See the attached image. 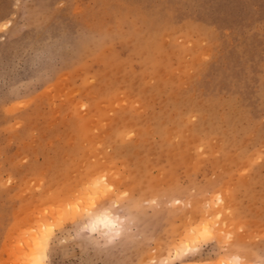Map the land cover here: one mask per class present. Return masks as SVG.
Instances as JSON below:
<instances>
[{
    "label": "rangeland",
    "instance_id": "1",
    "mask_svg": "<svg viewBox=\"0 0 264 264\" xmlns=\"http://www.w3.org/2000/svg\"><path fill=\"white\" fill-rule=\"evenodd\" d=\"M32 239L264 264V0H0V264Z\"/></svg>",
    "mask_w": 264,
    "mask_h": 264
},
{
    "label": "bare ground",
    "instance_id": "2",
    "mask_svg": "<svg viewBox=\"0 0 264 264\" xmlns=\"http://www.w3.org/2000/svg\"><path fill=\"white\" fill-rule=\"evenodd\" d=\"M120 221H118L114 215H112L110 212H103L97 214L93 221L90 223V229L91 230H97V229H103L104 233L107 235H114L117 234L120 230ZM206 230H204L205 232ZM202 233V232H201ZM34 240V239H32ZM186 249L182 248H176L174 253V257H180L183 252H188V247L190 244L187 242ZM192 247V246H191ZM47 243H42L39 240L30 241L28 245V250L25 254V264H43L44 260L47 258L46 253ZM172 261V260H171ZM170 263V261H169Z\"/></svg>",
    "mask_w": 264,
    "mask_h": 264
}]
</instances>
